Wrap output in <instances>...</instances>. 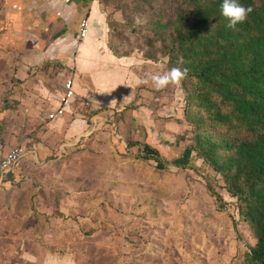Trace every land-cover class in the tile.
I'll return each mask as SVG.
<instances>
[{"label":"rangeland","instance_id":"rangeland-1","mask_svg":"<svg viewBox=\"0 0 264 264\" xmlns=\"http://www.w3.org/2000/svg\"><path fill=\"white\" fill-rule=\"evenodd\" d=\"M102 3L106 43L118 55L136 60L127 69L137 76V90L132 102L126 103L117 130L106 127L99 131V152L78 143L48 169L61 170L64 175L58 181L66 184L64 190L55 188L66 197L58 201L59 207H53L50 217L53 264H245V254L255 242L252 230L237 217L234 205L219 211L208 196L202 177L212 183L220 184V180L185 150L191 135L181 121L178 85L156 91L150 83H137L149 74H159L157 65L167 58L156 54L155 61L144 59L161 44V36L150 27L154 18L150 12L161 1ZM11 57L0 52V93L4 95L0 106L4 107L18 78V66ZM46 69L40 70L49 78L54 70L46 73ZM130 104L145 111L133 115ZM157 111L159 120L150 115ZM3 117L0 130L5 125L12 129L13 115ZM29 120L28 116L22 126L31 127ZM119 127L123 145L114 142L120 139ZM127 140L156 150L166 165L149 157L153 154L144 147L139 158L132 156L133 150L125 154ZM3 142L0 137V157L7 150ZM92 154H96L94 159L89 158ZM182 156L197 173L173 167L174 160Z\"/></svg>","mask_w":264,"mask_h":264},{"label":"crops","instance_id":"crops-1","mask_svg":"<svg viewBox=\"0 0 264 264\" xmlns=\"http://www.w3.org/2000/svg\"><path fill=\"white\" fill-rule=\"evenodd\" d=\"M81 20H86L87 30L78 39ZM105 37L102 0H0V52L12 56L18 66L13 94L5 97L7 106H0V116L15 119L12 129L4 124L0 130L7 148L2 156L13 143L23 152L0 181V264H53L50 217L66 197L55 188L64 190L66 184L58 181L64 175L61 170L48 169L78 143L99 152V131L117 130L126 103L132 102L137 76L127 66L136 60L113 55ZM43 67L46 73L54 70L51 77L41 72ZM67 67L72 69L73 98L60 117L40 122L37 116L55 106V70ZM89 98L97 101L98 110L84 104ZM130 106L133 115L144 110ZM159 114L150 115L159 120ZM28 116L31 127L22 126ZM118 129L120 139L114 142L123 145Z\"/></svg>","mask_w":264,"mask_h":264},{"label":"trees","instance_id":"trees-1","mask_svg":"<svg viewBox=\"0 0 264 264\" xmlns=\"http://www.w3.org/2000/svg\"><path fill=\"white\" fill-rule=\"evenodd\" d=\"M160 1L150 12V27L161 44L144 59L155 61L160 54L167 56V68L187 69L177 87L181 121L191 135L185 150L220 180L202 177L217 210L231 203L252 230L255 242L245 264H264V0H238L252 11L235 29L226 27L221 0ZM141 147L149 146L127 140L123 151L139 158ZM148 150L166 165L156 150ZM188 162L182 156L173 167L197 173Z\"/></svg>","mask_w":264,"mask_h":264},{"label":"built area","instance_id":"built-area-1","mask_svg":"<svg viewBox=\"0 0 264 264\" xmlns=\"http://www.w3.org/2000/svg\"><path fill=\"white\" fill-rule=\"evenodd\" d=\"M77 30L78 39H82L85 36L87 30L86 20H81L79 22ZM71 74L72 69L70 67L56 69L54 78L57 79L55 87L58 90V94L52 99L55 106L52 110L39 115L38 120L40 122L53 121L63 114L64 107L70 103V100L74 95L72 90ZM84 104H91L93 106V110L99 109L97 101L93 98L85 100ZM22 156V150L19 147H13L0 158V181L4 175L14 168Z\"/></svg>","mask_w":264,"mask_h":264},{"label":"clouds","instance_id":"clouds-1","mask_svg":"<svg viewBox=\"0 0 264 264\" xmlns=\"http://www.w3.org/2000/svg\"><path fill=\"white\" fill-rule=\"evenodd\" d=\"M252 11L251 7H244L238 0H221L220 13L227 20L226 27L235 29L237 24L243 23L248 14ZM168 58H164L157 67L159 74H149L144 80L137 83H150L156 91L163 90L169 86L179 85L187 75V69L179 67L167 68Z\"/></svg>","mask_w":264,"mask_h":264}]
</instances>
